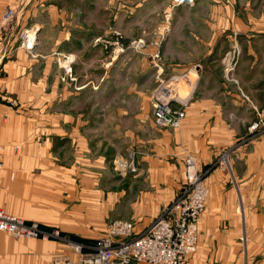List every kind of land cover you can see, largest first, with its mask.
Masks as SVG:
<instances>
[{
	"label": "rangeland",
	"instance_id": "374dc122",
	"mask_svg": "<svg viewBox=\"0 0 264 264\" xmlns=\"http://www.w3.org/2000/svg\"><path fill=\"white\" fill-rule=\"evenodd\" d=\"M171 1L112 0L111 6L107 7L108 11L101 7L97 32L101 36L96 40L95 53H92L94 50L86 52L82 48L89 45L83 31L80 34L72 29L77 0H0V69L13 56L14 49L19 47L35 51L34 48L41 40V57L51 58L50 63L55 64V67L59 65L64 70L63 75L52 72V82L45 89L9 81V69L8 73L0 72V209L22 220L25 225H34L37 229L36 238L15 237L14 233L0 230V264H77L78 254L73 250L72 243L81 245L83 254L87 255L99 240L110 238L108 233L112 230L113 223L123 221L133 225L130 236L113 237V242L119 243L142 236V232L148 230L151 223L158 218L159 221L169 219L171 241L182 243V251L186 249L181 254L184 264H201L202 260L198 256L206 257L207 264H264L261 262L264 260V231L261 229L264 225V214L258 208L264 201L260 203L258 199L254 201L249 198L248 158L244 157L240 165L235 162L233 150L226 148L204 166L190 152L184 155L177 152L176 159L164 146V141L169 138L168 133L176 128L157 125L152 106L159 99L161 103L169 102L174 113L183 112V118L179 120L181 128L190 103L189 92L193 89L191 84L192 87L186 94L184 84L177 85L182 78H186L184 72L174 74L163 71L159 76L158 70L152 64V58L149 57L158 45L161 49L165 43L164 39H156L154 31L162 16L163 7L160 4H170ZM196 1L193 0V3ZM25 2L30 3L24 8ZM139 3L141 27L138 28L136 22L129 23L128 29L126 25L122 27V16L129 21L136 19V6ZM237 6L242 26L245 28L241 31L240 44L237 38L230 41L226 53L234 52L238 61L246 36L264 33V2L241 0L237 2ZM174 7L181 6H172ZM84 9L87 16L88 8ZM40 10L44 29L38 39L40 27L34 28L30 22L35 21ZM106 12L109 13L108 16ZM203 15H206V20L209 19L210 23H214L210 13L205 11ZM31 25L33 28L30 29ZM106 31H111L112 34L107 36ZM142 31L148 35L144 39L135 38L137 32ZM180 51L185 52L184 49ZM225 54L219 67L224 88L228 91L231 89L230 93L235 90L249 100L242 91L239 92L240 81L235 71L233 76L225 73L227 61H222ZM47 57L43 59L45 63H48ZM136 57L139 59L136 60ZM181 58L188 59L185 54ZM108 63L112 65L106 68ZM121 63L123 68L125 63L129 66L128 72L124 73L123 70V75L119 69ZM38 64H41V59ZM88 64H95V72L92 71L93 67L90 74L83 71ZM195 67H192L193 74L196 73ZM110 75L114 82L111 88L107 87V94L111 90L115 109L121 110L120 96H129V110L144 111L146 106L149 107L152 127L130 134L125 150V136L120 134L121 124L116 119L118 130L114 131L113 136H104L105 141L112 144L111 146L108 143L111 150H99V147H104L99 144L101 137L96 138L97 145L93 150L94 145H82L77 137L71 135L74 116L95 108L96 103L94 98L86 100L85 89H78L87 79H96L99 85L96 91L99 116L105 111L104 104L99 105L104 95L103 79H109ZM41 76L40 71L33 77V81ZM121 77L127 79L126 82L121 81L123 84L115 81ZM232 80L236 83L231 82ZM58 81L63 85L59 86L56 83ZM174 90L180 97L171 98ZM50 91H53V96L43 100L42 95L49 97ZM182 99H187V103L178 102ZM56 111L62 112L64 117L50 118V114L54 115ZM15 117L18 119H14ZM12 119L13 122H28L34 126L12 132L9 128ZM57 121L64 124L66 135L61 143L54 141L49 148L44 132L47 126ZM94 134L92 133L93 137ZM48 136L55 138L53 134ZM155 139L162 140V144L154 143ZM244 154L247 156V152ZM140 158L151 161H142L141 164ZM212 174L213 179H209ZM141 176L149 178L148 180L150 176H155L159 183L137 181ZM223 178L227 180L225 186H221ZM194 179L197 180L195 184ZM198 183L203 189V198L196 200ZM230 189L241 193V202L227 195ZM153 193L158 196V212L154 215L138 214L136 206ZM197 204L196 212L192 211L191 207ZM217 207L225 212L217 211ZM234 207H237V214L240 212L241 219L231 213ZM249 210H256L257 216L251 219ZM225 217L227 219L221 220ZM147 218L148 224L142 225V221ZM136 219H139L141 229L136 226ZM240 222L245 223L246 228ZM222 239L233 240L234 246L228 251L226 248L220 250L218 243L221 241L222 245ZM178 247L179 245L171 249L177 250ZM235 247L238 249L233 251ZM250 254L255 256L250 258ZM227 255L234 261L226 258L225 262ZM195 257H198V262ZM253 258L256 261L251 260ZM128 264L145 263L129 261Z\"/></svg>",
	"mask_w": 264,
	"mask_h": 264
},
{
	"label": "crops",
	"instance_id": "0c3cea01",
	"mask_svg": "<svg viewBox=\"0 0 264 264\" xmlns=\"http://www.w3.org/2000/svg\"><path fill=\"white\" fill-rule=\"evenodd\" d=\"M80 1L81 0H77L78 4L76 2L72 29L73 32L78 31L80 34L81 31H83L84 35H86L89 40V45L82 48H84L86 52H90L92 49V51L94 50L92 53H95L96 40L101 36L97 34L99 28L98 23L100 22V16L102 14L101 7H105V10H107V7H110L112 4V0ZM148 1L149 0H137V2ZM210 1L213 2H209L208 0H197L192 5L181 6L179 8H172V6H176L172 1L170 4H160V7H163L162 16L159 18L154 33L156 39H164L165 43L162 44L161 49L158 45V48L156 47L157 49L154 50L155 52L150 54L149 57L152 58V64L158 70L157 74L159 76H161L163 71H171L174 74L186 73V78H182L177 84H184L187 91L186 94L191 89V84L193 85V89L189 92L190 103L186 108L185 120L181 128L170 130L172 132L168 133L169 138L164 141V146L168 148L172 157L175 155L177 157L176 159H178L177 152L183 155L190 152L195 156L199 164L204 166L208 165L219 151L226 148L233 150V154L236 157L235 162L240 163V165L243 158L247 157L250 162V164H248V168L250 169L248 176L250 190L249 198L254 199V201L258 199L261 203L264 201V33H252L253 35L246 36L245 45L241 47V52L235 68V75H237L240 81L239 88L241 90H239V92L242 91L248 97L249 100H246L240 93H236L235 90L232 91L233 93H230L231 89L229 91L226 90L223 86L224 81L222 80V76L219 73L221 58L228 50L229 44L231 43L230 41L237 38L240 44L242 40L241 31L245 26H242L239 6H237V2L241 0H228L227 2H220L219 0ZM247 1L264 2V0ZM29 3L30 2H25L23 7L25 8ZM140 5L139 3L136 6L138 13L136 19L129 21L125 19V16H122V27L126 25L128 29V24L132 22H136L138 28L141 27L142 17H140V11L138 10ZM84 8H88L87 16L84 14ZM205 11L210 13L214 18V23H210L209 19L206 20V15H203ZM125 13L128 14V12ZM41 15L40 10V14L34 19L35 21L30 22V24L34 25V28L40 27L38 39L44 29L41 20L43 15ZM108 15L109 13L106 12V16ZM126 17L128 18L127 15ZM32 25L30 29L33 28ZM101 27L100 25V28ZM110 34H112L111 31L105 32L107 36ZM146 34L145 31L137 32L135 38L144 39ZM172 47L179 50L174 51ZM39 49H42L41 40H39V43L34 48L35 51L24 50L19 47L14 49L12 53L13 56L8 58L7 62L2 65L0 72H7V69H9V73L11 74L7 72L8 79L9 81L14 80L16 84L19 83V85L23 84L24 86L28 85L34 87L41 86L44 89L48 88L52 82V72L62 73L63 75L64 70H62L63 68H60L59 65L55 67V64L50 63L52 59L47 56H44L45 58L47 57L48 60V63H45L43 61L44 57H41ZM181 49H184L185 52H181ZM52 54L54 53L52 52ZM184 54L188 59L181 58ZM40 59L41 64H38L40 63ZM138 59L139 58L136 57V60ZM42 62L44 63L42 64ZM111 65L112 63L106 64V68ZM194 66H196L195 74H193L192 70ZM14 67L16 69H14ZM91 67H93L92 71L95 72V64H88L83 71H88L90 74ZM119 69L121 75H123V70L125 71L124 73L128 72V63H125L124 68L123 63H121ZM77 70L79 71V69ZM40 71L42 72L41 78L33 81V77L39 74ZM34 72L36 73L34 74ZM14 76H16V79H14ZM87 80V82L84 81L79 85L78 91L85 89L86 100L87 98L96 99L95 108H90L88 111H84L83 114L75 115L71 127V135L77 137L82 145H94L93 150H95L97 145L96 138L101 137L102 140L99 141V144L104 147H99V150H111L112 144L107 139V141H105L104 136H113L114 131L118 130L119 126L115 122L116 119L117 122L121 124L120 134L125 136L126 148H123L125 150L127 149V143H129L130 134L139 133L145 128L152 127L153 121L152 115L149 112V107L147 108L146 106L144 111L129 110V96H120V98H122L121 102L119 101L121 110L115 109L116 106L113 104L114 97L111 94V90H108L107 94V87L111 88L114 82L111 75L109 79H103L102 93L104 95L99 105L104 104L105 111L101 112L98 116V95L96 91L99 85H97L94 77ZM115 81L123 84L127 79L121 77L119 80ZM184 82H186V84ZM56 83H58L59 86L62 84L59 81ZM52 87H55V85H52ZM50 92L51 95H49V97L42 95V99L48 100L52 97L53 91ZM46 93H48V91ZM176 97L180 96L174 90L171 98ZM172 102L175 101H171V103ZM54 113V115L50 114V118L61 119L64 117L62 112L56 111ZM16 118L18 119V117L14 119ZM103 122L104 125H102ZM27 123L20 124L13 122L12 119L9 122V128H11L13 132L15 130L17 131V129L34 126L32 123ZM256 124L257 128L253 130L252 127ZM64 128V124H61L59 121H57V123L52 122L50 126H47L44 134L47 135L45 140L49 148L54 141L56 143L62 142L63 136L66 135V133H64ZM98 130L101 131L98 132ZM92 133H95L94 137ZM49 134L55 135V138H49ZM154 143L161 145L162 140L155 139ZM8 146L10 147L9 144ZM244 152H247V156H245ZM141 158V164L142 161H151V159L148 158ZM176 163L178 164V162ZM148 179L149 178L145 176H141L137 178V181L144 180L146 182L159 183L155 176H150V180ZM209 179H213V174L210 175ZM226 181L227 180L223 178V185L221 186H225ZM240 187H243L242 181ZM227 192H229L227 195L233 196L237 202H241V199H243L241 193L236 189H230ZM157 199L158 196L154 193L148 195L145 199L143 198L136 206L139 210L138 214H156L159 209V202ZM258 208L261 210V214H264V202L263 204L261 203V206ZM216 210L225 212V210L220 207H217ZM232 211V214L238 215L239 219H241L240 212L237 214V207H234ZM249 211V215L252 216L251 219L253 216H257L256 210ZM242 214L246 215V212L242 211ZM225 219L227 218L225 217L221 220ZM136 220H138V222L136 221V226L139 227L148 224L147 221L149 218L143 220L142 225H139V219ZM151 221L152 219L150 222ZM240 223L246 228L245 223ZM253 223L256 224L255 222ZM263 227L264 225L261 226V229L264 231ZM139 228L141 229L142 227ZM229 235L228 233L227 236L229 237ZM223 238H225V234ZM222 241V245L221 241L218 243L220 250L226 248L228 251L234 246L232 245L233 240L222 239ZM236 249L238 248H233V251H236ZM253 256L255 255L250 254V258ZM198 257L202 260L201 264H207L208 260L206 257ZM198 257H195L197 258V262ZM226 258L232 259V262L234 261L231 256L227 255L225 257V262L227 261ZM251 260L256 261V258ZM192 261L193 260L190 262L192 263ZM261 262H264V260Z\"/></svg>",
	"mask_w": 264,
	"mask_h": 264
},
{
	"label": "built area",
	"instance_id": "2783aa9c",
	"mask_svg": "<svg viewBox=\"0 0 264 264\" xmlns=\"http://www.w3.org/2000/svg\"><path fill=\"white\" fill-rule=\"evenodd\" d=\"M172 2L176 6H189L193 4V0H172ZM234 54V52L232 54L228 52L222 60L224 62L227 61L225 64V73L231 76H233L232 74H234L238 62L237 56ZM231 82L236 83L233 80ZM156 102L157 104L152 107L155 110L154 115L156 117L157 125H169L172 128L179 127V120L183 118V112H179L178 114L174 113L169 102L161 103L159 102V99H156ZM256 128L257 124L252 127L253 130ZM196 182L197 180L194 179L193 183L195 184ZM198 198H203V189L199 183L197 184L196 200ZM191 209L196 212L198 204L197 206L191 207ZM10 218L14 219V222L17 220L13 217ZM113 224L112 230L108 233V237L110 238H102L99 240L93 250L87 253V255L83 254L84 249L81 245L72 243L71 246L73 250L78 254L79 264H128L129 261L141 262L145 264H184L181 254L186 249H183L182 251V243L177 244L171 241L172 231L169 219L159 221L158 218L151 223L148 230L142 232V236H138L128 242H123L122 240V242L119 243L113 242V237H118V235L126 237L130 236L132 234L133 225L123 221H117ZM0 230H7L14 233L15 237H37L36 226H27L22 221L20 224L11 223V221L2 223L0 224ZM151 243H155V245L149 250L143 251L137 247L141 244L145 246ZM177 245H179L177 250L171 249ZM81 256H83V258Z\"/></svg>",
	"mask_w": 264,
	"mask_h": 264
},
{
	"label": "bare ground",
	"instance_id": "6f19581e",
	"mask_svg": "<svg viewBox=\"0 0 264 264\" xmlns=\"http://www.w3.org/2000/svg\"><path fill=\"white\" fill-rule=\"evenodd\" d=\"M32 37V36H31ZM32 40V39H31ZM29 42H31L30 40H29ZM178 102H180V103H187V99H183V100H179ZM176 129H179V127H177ZM175 129V130H176ZM10 217H13V218H16V217H14V216H12V215H8V213H5V212H3L1 209H0V224H2V223H5V222H10L11 221V223H16V224H20V222L22 221V220H19V219H17V220H15L16 222H14V219H12V218H10ZM2 222V223H1ZM155 245V243H151V244H147V245H138L137 247H138V249H140V250H143V251H145V250H149V249H151L153 246Z\"/></svg>",
	"mask_w": 264,
	"mask_h": 264
}]
</instances>
